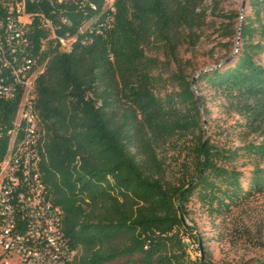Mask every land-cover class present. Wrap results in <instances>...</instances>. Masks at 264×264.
Segmentation results:
<instances>
[{
  "label": "trees",
  "instance_id": "1",
  "mask_svg": "<svg viewBox=\"0 0 264 264\" xmlns=\"http://www.w3.org/2000/svg\"><path fill=\"white\" fill-rule=\"evenodd\" d=\"M105 1L0 0V18L20 2L29 16L27 46L14 59L43 68L34 82L38 171L60 211V232L76 252L73 264H211L204 250L189 256L187 240L199 242L184 223L190 201L216 213L264 191V0H246L251 14L239 21L229 64L196 78L252 137L234 147L203 140L191 81L172 74L174 89L160 95L159 60L146 55L150 46L172 49L179 31L193 28L200 0ZM56 38H73L71 49L60 50ZM19 101L0 98V162ZM187 135L196 172L171 184L158 148ZM239 159L249 167L234 166Z\"/></svg>",
  "mask_w": 264,
  "mask_h": 264
},
{
  "label": "rangeland",
  "instance_id": "2",
  "mask_svg": "<svg viewBox=\"0 0 264 264\" xmlns=\"http://www.w3.org/2000/svg\"><path fill=\"white\" fill-rule=\"evenodd\" d=\"M198 17L191 30L181 29L172 49L150 46L146 55L159 60L158 69L164 83L159 87L163 95L174 89L169 81L172 74L182 73L191 81L197 100L203 140L216 147H234L252 137L244 136L237 122L241 118L228 107L223 97L203 85H197L199 73L228 65L239 45V21L250 16L246 0H200ZM238 15V18H233ZM240 38V37H239ZM43 69V68H42ZM195 138L187 135L158 148L164 162V178L171 184L187 181L195 175ZM234 166H248L243 159ZM246 167V169L248 168ZM185 225L193 229L195 242L187 240L192 259L209 254L211 264H248L264 260V191L248 196L228 211L208 213L194 199Z\"/></svg>",
  "mask_w": 264,
  "mask_h": 264
},
{
  "label": "built area",
  "instance_id": "3",
  "mask_svg": "<svg viewBox=\"0 0 264 264\" xmlns=\"http://www.w3.org/2000/svg\"><path fill=\"white\" fill-rule=\"evenodd\" d=\"M114 0H106L111 7ZM29 20L23 2L8 5L0 18V98L20 101L8 151L0 162V264H73L60 232V211L54 207L38 171L40 130L34 107V82L42 67L14 54L27 46L24 26ZM45 25L50 27L48 21ZM74 39L56 38L69 51ZM7 73L3 74V71Z\"/></svg>",
  "mask_w": 264,
  "mask_h": 264
},
{
  "label": "water",
  "instance_id": "4",
  "mask_svg": "<svg viewBox=\"0 0 264 264\" xmlns=\"http://www.w3.org/2000/svg\"><path fill=\"white\" fill-rule=\"evenodd\" d=\"M239 37H240V36L238 35L236 46H237V44H238ZM236 51H237V47L235 48L234 53H235Z\"/></svg>",
  "mask_w": 264,
  "mask_h": 264
}]
</instances>
